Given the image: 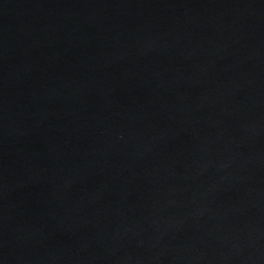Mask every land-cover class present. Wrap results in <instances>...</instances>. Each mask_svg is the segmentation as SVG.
Returning <instances> with one entry per match:
<instances>
[{"label":"water","instance_id":"obj_1","mask_svg":"<svg viewBox=\"0 0 264 264\" xmlns=\"http://www.w3.org/2000/svg\"><path fill=\"white\" fill-rule=\"evenodd\" d=\"M0 264H264V0H0Z\"/></svg>","mask_w":264,"mask_h":264}]
</instances>
